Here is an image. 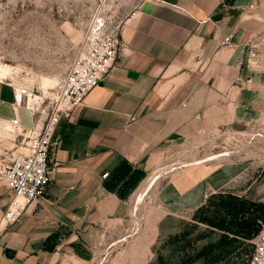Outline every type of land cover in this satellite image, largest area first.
Returning a JSON list of instances; mask_svg holds the SVG:
<instances>
[{
  "label": "crops",
  "instance_id": "crops-1",
  "mask_svg": "<svg viewBox=\"0 0 264 264\" xmlns=\"http://www.w3.org/2000/svg\"><path fill=\"white\" fill-rule=\"evenodd\" d=\"M118 31L115 64L56 126L49 157L58 165L43 196L0 223V264H90L118 251L129 203L171 143L197 144L263 118L264 0H138ZM227 36L231 44L221 45ZM11 91L0 103L13 104ZM14 116L34 125L23 107L0 118ZM246 169L196 162L169 175L150 233L171 214H193ZM249 187L230 193L250 201ZM12 197L0 181V218Z\"/></svg>",
  "mask_w": 264,
  "mask_h": 264
},
{
  "label": "rangeland",
  "instance_id": "rangeland-1",
  "mask_svg": "<svg viewBox=\"0 0 264 264\" xmlns=\"http://www.w3.org/2000/svg\"><path fill=\"white\" fill-rule=\"evenodd\" d=\"M137 1L0 0V94L12 98L11 90L15 85H24L41 96L47 94L69 71L88 26L99 19L107 30L118 31ZM16 107L23 106H17L15 98L11 105L0 103L1 117H6ZM263 118L256 125L253 122L251 128L232 127L230 134L219 131L213 139L197 144L192 140L171 143L161 155L160 166L154 172L150 171H160L152 189L140 200L134 199L129 203L126 217L128 230H125L121 247L108 254H95L96 259L90 264H158V254L164 255L168 264H186L184 258L194 255L204 246L210 247L208 256L190 260L187 264H250L264 213L253 205L243 217L254 216L256 212L259 214L256 222L249 229L235 234L228 227L224 229L215 225L220 217L226 218L223 222L226 226H231L232 221L231 215L215 203L218 202V194L227 196L232 194L230 191L240 192L250 186L247 193L250 201L264 204ZM11 138L9 122L0 118V146L11 148ZM15 149L12 148L9 153ZM6 151H2L0 159L9 155ZM223 151L235 153L228 158L203 160ZM196 162L207 165L238 164L247 168V175L241 174L233 182L234 185L217 189L213 204L207 201L203 204L205 211L196 210L193 214L190 211L187 216L169 215L162 221L159 235L155 237L150 231L152 226L157 230L163 213L159 192L162 185L169 175L185 168L186 164ZM185 232L186 237L179 242L173 241L176 234ZM222 235L236 241H225L221 245L219 240ZM210 245L229 247L222 249L219 255V248Z\"/></svg>",
  "mask_w": 264,
  "mask_h": 264
},
{
  "label": "built area",
  "instance_id": "built-area-1",
  "mask_svg": "<svg viewBox=\"0 0 264 264\" xmlns=\"http://www.w3.org/2000/svg\"><path fill=\"white\" fill-rule=\"evenodd\" d=\"M230 44L229 36L221 40V45ZM255 46L251 44L250 59L256 56ZM121 48L119 31L107 30L104 22L97 19L86 29L69 71L47 94H35L24 85L13 86L17 106L31 112L34 125L23 126L18 116L9 120L13 146L1 145L0 155L3 150L8 154L12 148L16 149L0 159V181L13 192V197L0 221L15 222L29 204L43 196L58 165L49 157L57 124L84 104L86 95L115 64ZM250 264H264V220Z\"/></svg>",
  "mask_w": 264,
  "mask_h": 264
},
{
  "label": "trees",
  "instance_id": "trees-1",
  "mask_svg": "<svg viewBox=\"0 0 264 264\" xmlns=\"http://www.w3.org/2000/svg\"><path fill=\"white\" fill-rule=\"evenodd\" d=\"M217 193L211 194L208 196L207 198V202L210 204H213V199L214 196ZM218 202H216V205H219L222 209H225L227 211V213H229V215H231L230 217L232 218L230 224L231 226H226L225 223V219L223 218H219L217 222H215V225L218 227H224V229H226L227 227L231 230H233L232 232L235 234H238L239 231L242 232L243 230H247L251 227V225L256 222L257 217L259 216L258 213L255 212L254 216H248V218H244V214L249 211L253 205H255L257 208L256 210H260V212L264 213V204L263 203H258L255 204L252 201H249L245 198H240L236 195L233 194H229L227 196H223L218 194ZM206 210V207L204 205L200 206L197 211L198 212H203ZM233 215V216H232ZM202 219L204 217H201ZM201 219V220H202ZM224 222V223H223ZM222 223V224H221ZM188 232V231H187ZM187 232L183 233V234H176L175 239L173 241L179 242L180 239L182 237H186L185 235L187 234ZM225 241L227 243H233L235 240V238H230L226 235H222V237L219 240V243L221 245L225 244ZM213 246L215 248H219L220 252L219 255L222 254V249H227L229 246H214V245H210ZM210 251V247L209 246H204L203 248H201L200 250H198L194 255L192 256H187L186 258H184V262L187 264L188 261H196L198 259H200L201 257H207L208 256V252ZM157 262L158 264H168L166 257L162 254H158L157 257Z\"/></svg>",
  "mask_w": 264,
  "mask_h": 264
},
{
  "label": "bare ground",
  "instance_id": "bare-ground-1",
  "mask_svg": "<svg viewBox=\"0 0 264 264\" xmlns=\"http://www.w3.org/2000/svg\"><path fill=\"white\" fill-rule=\"evenodd\" d=\"M261 135V134H260ZM238 151V150H237ZM224 152V151H223ZM235 151H231V152H224V153H219V154H214V155H210L205 157L203 160H214L216 158H228L227 156L234 154ZM202 161V160H201ZM155 171V170H154ZM159 172L153 173L151 174L143 183V185L141 186V188L139 189V191L137 192V198L138 200H140L143 195H145L146 193H148L152 187L154 186V184L156 183L157 178H159ZM159 176V177H158ZM5 220L0 221V223H2Z\"/></svg>",
  "mask_w": 264,
  "mask_h": 264
}]
</instances>
